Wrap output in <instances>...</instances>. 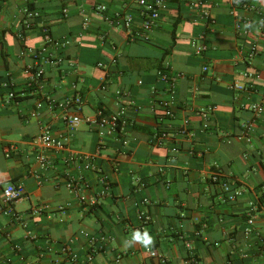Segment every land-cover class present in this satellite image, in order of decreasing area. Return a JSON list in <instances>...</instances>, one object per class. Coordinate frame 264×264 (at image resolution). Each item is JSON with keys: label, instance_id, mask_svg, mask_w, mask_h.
<instances>
[{"label": "crops", "instance_id": "obj_1", "mask_svg": "<svg viewBox=\"0 0 264 264\" xmlns=\"http://www.w3.org/2000/svg\"><path fill=\"white\" fill-rule=\"evenodd\" d=\"M241 2L246 6L164 0L157 26L133 39L111 16L131 13L132 32L140 29L136 0H0V199L11 182L25 192L14 204L21 221L0 219V264H264V110L251 109L264 104V3ZM239 18L252 27L237 30ZM252 45L258 53L249 57ZM161 69L181 74L174 95L158 80ZM116 90H130L138 111L127 110L131 124L120 152L118 138L106 137L94 160L110 181L108 193L82 204L68 183L85 180L80 192L88 198L100 191L99 174L85 169L81 156L96 151L98 112L114 114L127 104ZM74 96L81 104L70 113L81 121L71 133L51 103ZM157 99L172 101V116ZM44 128L67 143L43 152L47 167L30 142ZM182 128L186 133H178ZM158 131L166 139H155ZM10 145L17 150L7 157ZM213 173L241 193L227 199ZM139 209L151 216L145 229L157 256L123 246L137 229ZM84 232L109 238L90 244Z\"/></svg>", "mask_w": 264, "mask_h": 264}, {"label": "built area", "instance_id": "obj_2", "mask_svg": "<svg viewBox=\"0 0 264 264\" xmlns=\"http://www.w3.org/2000/svg\"><path fill=\"white\" fill-rule=\"evenodd\" d=\"M164 0H136V4L138 6V11L139 15L141 18V24H140V29L133 31L132 25H133V15L131 13H121V12H114L112 17L113 22H122L125 29L129 32L131 38H147L148 33L157 26L160 14H161V8L163 6ZM232 3L235 5H243L246 6L243 2H240L239 4H236L233 2ZM96 9L98 11H105L106 6L105 5H98L96 6ZM27 14L29 17L32 16V12L29 10H26ZM207 22L213 23L214 19L211 17H207ZM246 23H250L248 20H244L239 18L237 21L235 27L237 30H241L244 28V25ZM264 23V18H261L259 21V24L261 25ZM31 26V23L29 21L24 22V27L27 29ZM47 39L51 41L50 37L47 36ZM55 44H59V42L54 41ZM195 45V42L192 43ZM196 52L200 53L202 51L201 47H197L195 45ZM258 53V50L256 46L252 45L249 48L248 54L249 57H253ZM206 70V68H204ZM43 74V69L40 66H37V69H35L34 76L37 79H40ZM158 75V80L165 83L166 85V91L169 95H174L175 92V87H176V77L180 76L181 74H177V76H172L168 72H166L165 69H161L157 72ZM246 76H249L250 74H245ZM138 83H141L140 81ZM233 87L241 89L242 86H239L237 84H234ZM155 89L153 88V93H155ZM116 96L118 97H125L127 99V104H121L117 112L114 114H104L102 111H99L97 114V118L94 120V124L97 128V135H98V140H97V146H96V151L95 153L92 154H87L81 156L84 161V168L87 170H94L99 174V183H100V191L93 197L88 198L85 196L83 193L80 191L82 188L88 187V184L85 180L79 179V180H71L68 183V187L78 193V199L79 202L82 204H96L100 201L101 198H103L111 188L110 181L108 177L101 172L99 167L94 164V160L100 155V152L102 149L105 147V138L110 137V136H116L120 142V148L125 146L127 144V138L124 135V128L127 125H130L131 122L128 119L127 115V110L129 107L133 106V110L135 112L138 111V107L134 105V102L131 98V91L130 90H116L115 91ZM9 98H14L15 95L13 92H9L8 94ZM81 104V99L78 96H74L71 98H67L64 101L61 102H52L51 105L52 107H58L62 109V120L65 123L66 127L68 130L72 133L75 131L81 121L80 117L77 115H73L70 113V108L73 106H79ZM157 104L164 106L165 109V116H172L173 113L172 111L168 108V105L172 104V101L169 103H166L162 99H157ZM251 109L254 110L256 113H260L264 110V104H254L251 106ZM161 120V119H159ZM178 133H186L185 129H180ZM168 134L164 132H156L154 134L155 139H166ZM31 144L33 145L35 152V160L39 163L40 166L42 167H47L48 165V160L44 155L45 150L49 149H56V150H65L67 147V143L64 138L60 136H55L51 133L49 128H44L38 135L33 137L32 140H30ZM17 150L15 145H10L6 148L5 150V155L7 157L10 156L11 153L15 152ZM117 152V154L119 153ZM76 156V157H75ZM69 160H73L74 158L80 159L79 156L77 155H69ZM118 157L115 156L113 166L114 170L118 169ZM211 179L213 181H221L220 178V173H213L211 175ZM223 190L227 194V199L229 200H234L240 193L241 190L238 186L236 185H231L226 181L220 182ZM141 186L144 184L141 182ZM260 192H261V203L264 205V184L260 186ZM25 197V192L24 189L20 184L11 182L6 184V186L2 190V196L0 199V219L1 218H10V219H15L18 222L21 221L20 215L15 211L14 209V204L16 201L22 199ZM148 199L143 198L141 200V204H148ZM254 210V209H252ZM37 212L40 210L36 209ZM255 213L254 212H249V217L247 219V222L249 225H252L255 220ZM137 218H138V226L137 229H145L147 225L151 221V216L144 210L139 209L137 212ZM83 235L85 238L90 242V244H94L96 242H104L109 238V236L106 235H101L98 238L95 237L92 234H89L88 232H84ZM96 248L92 249V251H95ZM63 251L69 252L71 260L76 262L78 260L77 254L72 253L69 250L68 246H65L63 248ZM146 252L149 253L150 256L154 257L157 256V253L155 250L152 248L150 249H145ZM93 258L92 253H89L87 256V260L91 261ZM120 257L117 256L115 259V262H119Z\"/></svg>", "mask_w": 264, "mask_h": 264}, {"label": "clouds", "instance_id": "obj_3", "mask_svg": "<svg viewBox=\"0 0 264 264\" xmlns=\"http://www.w3.org/2000/svg\"><path fill=\"white\" fill-rule=\"evenodd\" d=\"M234 3L239 4L241 0H233ZM257 3H264V0H256ZM245 29L252 27V24L246 23ZM264 27V23L261 24ZM155 243L154 237L149 233L147 229H136L134 230L129 238L123 240V246L125 248H131L135 245H140L145 249H150Z\"/></svg>", "mask_w": 264, "mask_h": 264}]
</instances>
